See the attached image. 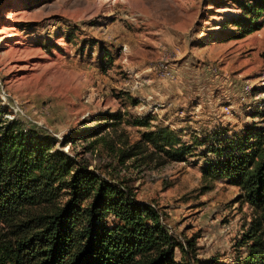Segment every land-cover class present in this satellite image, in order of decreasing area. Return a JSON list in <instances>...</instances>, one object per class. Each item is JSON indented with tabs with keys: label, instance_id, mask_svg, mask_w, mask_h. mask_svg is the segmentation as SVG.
Masks as SVG:
<instances>
[{
	"label": "rangeland",
	"instance_id": "obj_1",
	"mask_svg": "<svg viewBox=\"0 0 264 264\" xmlns=\"http://www.w3.org/2000/svg\"><path fill=\"white\" fill-rule=\"evenodd\" d=\"M240 12L235 0H0V125L49 131L157 204L175 234L196 241L197 258L236 264L259 212L239 185L203 174V146L162 164L120 158L160 126L187 142L264 129V26L233 37L228 19ZM105 111L121 117L97 120ZM101 122H114L105 139L79 133L62 145Z\"/></svg>",
	"mask_w": 264,
	"mask_h": 264
},
{
	"label": "trees",
	"instance_id": "obj_2",
	"mask_svg": "<svg viewBox=\"0 0 264 264\" xmlns=\"http://www.w3.org/2000/svg\"><path fill=\"white\" fill-rule=\"evenodd\" d=\"M235 2L241 12L228 19L235 26L233 37L264 26V0ZM120 117L105 111L97 120ZM113 123L67 135L62 145L79 133L101 141L105 126ZM134 123L150 125L145 117ZM224 132L187 142L173 128L160 126L145 130L120 159L145 153L162 164L185 160L203 146V174L239 185L259 212L236 264H264V129H250L237 139ZM56 141L49 131L27 128L19 118L0 125V264H219L197 258L196 241L175 234L157 204L139 200L124 181L84 164Z\"/></svg>",
	"mask_w": 264,
	"mask_h": 264
},
{
	"label": "built area",
	"instance_id": "obj_3",
	"mask_svg": "<svg viewBox=\"0 0 264 264\" xmlns=\"http://www.w3.org/2000/svg\"><path fill=\"white\" fill-rule=\"evenodd\" d=\"M15 111L18 113V111H19V108H16V109H15ZM22 111H23V110H22ZM22 111H21V113H22Z\"/></svg>",
	"mask_w": 264,
	"mask_h": 264
}]
</instances>
